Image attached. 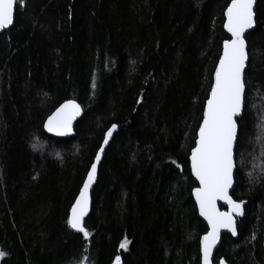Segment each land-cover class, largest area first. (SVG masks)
<instances>
[{
    "label": "trees",
    "instance_id": "1",
    "mask_svg": "<svg viewBox=\"0 0 264 264\" xmlns=\"http://www.w3.org/2000/svg\"><path fill=\"white\" fill-rule=\"evenodd\" d=\"M230 2L16 3L14 23L0 34V264H115L117 255L120 264H201L208 225L189 158L230 38ZM254 11L231 195L245 214L238 237L222 235L215 264H264V125L262 157L248 161L254 172L239 161L258 122L252 103L264 102V0ZM66 99L83 115L74 136L57 138L43 124ZM112 124L85 238L67 220Z\"/></svg>",
    "mask_w": 264,
    "mask_h": 264
},
{
    "label": "snow or ice",
    "instance_id": "2",
    "mask_svg": "<svg viewBox=\"0 0 264 264\" xmlns=\"http://www.w3.org/2000/svg\"><path fill=\"white\" fill-rule=\"evenodd\" d=\"M25 0H0V29L14 22V4L24 5ZM224 27L231 34V39L223 41V52L215 67L214 80L203 110L202 121L198 128L195 147L191 149V170L199 181L194 189L200 214L207 219L209 231L201 238L203 264H210L213 245L221 229H229L236 234L234 214L241 213L243 201L233 200L229 188L233 184V173L236 166L234 147L238 139L236 117L242 112L245 95L243 78L246 64V42L243 33L253 23V0H231L225 10ZM81 112V106L75 100H66L48 117L43 127L49 132H70L72 121ZM112 124L104 135L103 144H107L113 130ZM103 144L91 163L87 178L80 189L79 196L71 207L68 225L83 233H89L82 221L88 211V189L101 159ZM37 145L34 143L33 148ZM59 156V153L56 154ZM226 201L227 211L217 208V201ZM127 240L119 247L126 248ZM7 253L0 251V258ZM120 256L115 257V264H120ZM220 264H224L221 260Z\"/></svg>",
    "mask_w": 264,
    "mask_h": 264
},
{
    "label": "water",
    "instance_id": "3",
    "mask_svg": "<svg viewBox=\"0 0 264 264\" xmlns=\"http://www.w3.org/2000/svg\"><path fill=\"white\" fill-rule=\"evenodd\" d=\"M257 2H258V0H253V13H254V17H253V20H254V23H253V25H255V23H256V14H255V11H254V8H255V6H256V4H257ZM16 4H14V20H15V11H16ZM224 14H225V12H224ZM225 22H226V16H225ZM14 23V22H13ZM12 25V24H11ZM11 25H8V26H6L5 28H3V29H0V34L2 33V31L3 30H5V29H7V28H9ZM253 25L250 27V28H248V29H246L245 30V32L243 33V38H244V40H245V42H246V64L248 63V61H249V52L247 51L248 50V42H247V39H245V37H246V35H247V33L249 32V30L253 27ZM223 27H224V25H223ZM225 30L227 31V29L225 28ZM228 32V31H227ZM228 34L230 35V38H228V39H231V34L228 32ZM227 40V39H226ZM222 52H223V49H222ZM221 52V53H222ZM219 62V61H218ZM245 64V69H244V74H243V78L245 77V72H246V67H247V65ZM216 66V65H215ZM213 80H214V78H213ZM244 82H245V78H244ZM209 93H210V91H209ZM245 94H246V84H245ZM66 100H75V99H66ZM66 100H64V101H66ZM64 101L63 102H61L60 104H62V103H64ZM78 104H80L77 100H75ZM207 101V100H206ZM60 104L56 107V108H58L59 106H60ZM205 105H206V103H205ZM204 105V106H205ZM80 106H81V112H80V114L78 115V116H76L74 119H73V121H72V130L70 131V132H52V133H49L45 128H44V130L48 133V134H50L51 136H55V137H57V138H68V137H70V136H74L75 135V123H77V121L81 118V116L83 115V106L80 104ZM56 108L53 110V111H51V113L47 116V118H46V120H45V122L47 121V119H48V117L49 116H51L55 111H56ZM244 109H245V95H244V104H243V108H242V112L240 113V114H238V116L235 118L236 119V123H237V125H238V129H239V124H238V120L240 119V117L243 115V112H244ZM44 122V123H45ZM116 130V128L113 130V132H112V135H113V133H114V131ZM197 133H198V131H197ZM112 135L109 137V140H108V143L107 144H103V151L101 152V159H100V161H98L97 162V170H96V174H95V177H94V179H93V182H92V184L89 186V189H88V200H89V207H88V211H87V213L85 214V216H84V218H83V221H82V224H83V222H84V219H85V217L87 216V214H89L90 213V211H91V209H92V192H93V187L95 186V184H96V182H97V179H98V174H99V167H100V162H102V160H103V157H104V154H105V151H106V149L105 148H107L108 147V145H109V143H110V141H111V139H112ZM238 136H239V131H238ZM237 141H238V139H237ZM236 141V142H237ZM236 146H237V144L235 143V147H234V157L236 156ZM194 147H195V145H194ZM97 150H100V148H98ZM190 163H191V155H190ZM94 160H95V157H94ZM93 160V161H94ZM92 161V162H93ZM91 162V163H92ZM235 163H236V157H235ZM91 167V166H90ZM236 167H237V165L235 166V168H234V173H233V184H232V186H230V188H229V195L231 196L232 195V191H233V189H234V187H235V175H236ZM89 170H90V168H89ZM88 170V171H89ZM192 172V171H191ZM88 173V172H87ZM193 174V173H192ZM86 177H85V179L87 178V174L85 175ZM194 176V175H193ZM194 178H195V180L197 181V186L194 188V189H196V188H198L200 185H199V181H198V179L194 176ZM84 179V180H85ZM84 183V182H83ZM82 187H83V184H82ZM81 187V188H82ZM80 188V189H81ZM79 189V190H80ZM194 189H193V198L195 199V202H196V204H197V208H198V210L197 211H199V215L201 216V218L206 222V224L208 225V222H207V219L204 217V216H202L201 214H200V210H199V205H198V203H197V201H196V197H195V194H194ZM79 193H80V191H79ZM79 193H78V196H79ZM77 196V197H78ZM232 199L233 200H236V199H234L233 197H232ZM76 200V199H75ZM236 201H241V200H236ZM75 202V201H74ZM73 202V203H74ZM221 206H224V208H222ZM217 208L220 210V211H227L228 210V205H227V203H226V201H222V200H218L217 201ZM245 203H244V201H243V204H242V206H241V213L240 214H234V224H235V229H236V234L235 235H233V233H232V231L231 230H229V229H221L220 230V232H219V234H218V237H217V240H216V243L213 245V248H212V252H211V256H210V264H215V263H213L214 262V256H215V253H216V249L217 248H219V246H220V244H221V241H222V235H226V233H229V234H232V236H234L235 238L236 237H238L237 235H238V223L237 222H239V219H241L243 216H244V214H245ZM71 214V213H70ZM70 216V215H69ZM84 227V226H83ZM208 231H209V225H208ZM208 231H206L203 235H201L200 237L202 238ZM263 235V246H264V234H262ZM200 244H201V239H200ZM264 248V247H263ZM200 250H201V254H202V258H201V264H203V251H202V244H201V248H200ZM223 261H224V264H230L229 262H226V259H222ZM221 261V260H220ZM220 261L218 262V264H220Z\"/></svg>",
    "mask_w": 264,
    "mask_h": 264
},
{
    "label": "rangeland",
    "instance_id": "4",
    "mask_svg": "<svg viewBox=\"0 0 264 264\" xmlns=\"http://www.w3.org/2000/svg\"><path fill=\"white\" fill-rule=\"evenodd\" d=\"M259 95H256V97ZM259 104V105H258ZM252 103L251 109L255 110V113L257 114L258 118L256 117V119H258V122H256L255 125V129L253 130L252 134H251V139L249 140L250 142H248L247 144L250 145V148H248L247 152L245 154H241L239 161H240V166H242L245 169L249 168V173L250 172H254L253 167L251 166H255L256 165V159H261V142L262 141V130L261 128H263L264 125V102L262 103ZM253 117H255V115L253 114ZM258 126V127H256ZM37 144V148H43L45 147L44 145L41 144ZM248 161L250 163V165L248 164Z\"/></svg>",
    "mask_w": 264,
    "mask_h": 264
},
{
    "label": "bare ground",
    "instance_id": "5",
    "mask_svg": "<svg viewBox=\"0 0 264 264\" xmlns=\"http://www.w3.org/2000/svg\"><path fill=\"white\" fill-rule=\"evenodd\" d=\"M222 54V53H221Z\"/></svg>",
    "mask_w": 264,
    "mask_h": 264
}]
</instances>
